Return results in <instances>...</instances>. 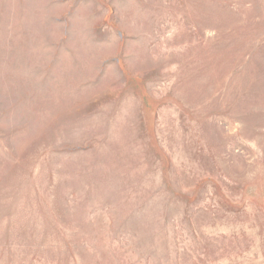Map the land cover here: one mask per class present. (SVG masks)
Segmentation results:
<instances>
[{
  "label": "rangeland",
  "instance_id": "obj_1",
  "mask_svg": "<svg viewBox=\"0 0 264 264\" xmlns=\"http://www.w3.org/2000/svg\"><path fill=\"white\" fill-rule=\"evenodd\" d=\"M0 264H264V0H0Z\"/></svg>",
  "mask_w": 264,
  "mask_h": 264
}]
</instances>
